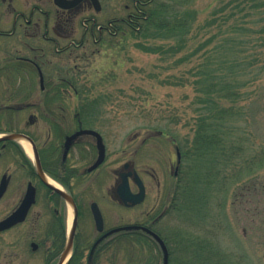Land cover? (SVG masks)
<instances>
[{
	"label": "rangeland",
	"instance_id": "rangeland-1",
	"mask_svg": "<svg viewBox=\"0 0 264 264\" xmlns=\"http://www.w3.org/2000/svg\"><path fill=\"white\" fill-rule=\"evenodd\" d=\"M245 1L187 0V15L194 24L178 53L146 52L135 45H162L164 50L175 45L174 39H157V31L150 30L152 37L147 39L139 38L142 33L124 36L118 31L116 36H104L97 47L86 44L83 57L78 49L69 58L79 70L86 99L95 101V113L84 126L101 134L112 168L119 169L131 159L142 175L144 169H154L167 179L174 152L171 141L186 153L180 165L185 173L180 174L175 196L167 198L175 207L167 209L155 226L168 242L171 264H264V8L240 11ZM100 3L99 21L106 26L114 17L126 18L133 0ZM222 4L237 12L219 27V14H211ZM208 19L211 26L198 29ZM203 71L210 75L208 82L215 84V91L225 78L232 92L226 98H212L214 107L226 110L225 146L196 159L189 154L190 147L195 148L197 119L213 115L208 111L210 103L203 111L195 103L197 90H204ZM34 83L37 86V79ZM72 111L62 113L67 124ZM29 117L34 119L32 125ZM45 121L38 111L29 110L16 121V130L23 129L39 141L45 137ZM156 131L161 136L152 138ZM236 147L241 149L228 156L229 148ZM246 159L255 162L251 174L244 173ZM152 192L142 205L127 212L108 204L112 223L144 219L145 211L161 203ZM144 249L146 254H157L156 264H161L157 245Z\"/></svg>",
	"mask_w": 264,
	"mask_h": 264
},
{
	"label": "flooded vegetation",
	"instance_id": "flooded-vegetation-1",
	"mask_svg": "<svg viewBox=\"0 0 264 264\" xmlns=\"http://www.w3.org/2000/svg\"><path fill=\"white\" fill-rule=\"evenodd\" d=\"M62 6H57L54 0H0V36L20 38L21 29L25 35L33 39L38 45L31 47L30 52L41 51L45 47L54 48L57 54L64 49H85L86 44L94 47L105 36H116L118 31L108 30L118 22H126L133 16V8L138 5L137 0L126 18L110 19L106 26H101L100 10H96L92 0H58ZM142 5L143 2H140ZM7 26V28H4ZM9 26V27H8ZM130 32L121 31V35ZM96 49V48H95ZM29 60L30 58H26ZM38 74L39 67L32 61ZM41 72V71H40ZM37 85L42 88L37 75ZM40 117L48 118V114L38 112ZM61 118L67 122L61 113ZM29 117L28 123L34 119ZM46 132L42 140L23 129L0 134H22L30 139L32 157H28L16 139L0 140V264H59L60 258L68 246L72 220V239L70 250L63 261L68 264L71 259L90 257L100 244L115 245L114 236L118 232H143L150 244L158 243L145 231L161 235L155 229L167 209L174 207L167 198L175 196L179 187L181 174V160L186 153H182L178 146L171 144L174 152L168 164V177L164 179L157 175L154 169H144L142 175L134 166L133 160H125L119 169L112 168L101 134L85 127H52L45 121ZM93 130L97 132L104 145V159L94 169L88 170L97 157L96 139L89 134L77 135L70 143L64 154V142L67 136L79 130ZM137 135H135L136 137ZM153 137L161 136L156 131ZM144 142V139L142 140ZM36 159L34 158V151ZM132 158V157H131ZM128 163L127 168L123 164ZM132 174L127 177V183L132 193H138L139 186L134 180V172L139 177L144 191L141 203L124 205L118 195L117 187L120 183L118 173ZM50 179L56 186L50 184ZM63 191L74 204L75 212L66 200L58 193ZM157 208H149L144 212V219L138 221L113 222L108 204L118 206L127 212L142 205L149 194L154 192ZM152 192V193H153ZM169 192V193H168ZM166 194V195H165ZM96 204L102 217V230L98 231L91 212V205ZM71 219L68 225V214ZM87 221L89 227L84 226ZM111 232L120 227H128ZM90 228V229H89ZM163 241V240H162ZM164 242V241H163ZM169 264V253L167 246ZM161 252V263L163 259Z\"/></svg>",
	"mask_w": 264,
	"mask_h": 264
},
{
	"label": "trees",
	"instance_id": "trees-1",
	"mask_svg": "<svg viewBox=\"0 0 264 264\" xmlns=\"http://www.w3.org/2000/svg\"><path fill=\"white\" fill-rule=\"evenodd\" d=\"M134 1L136 0H133V3ZM162 1L137 0L138 5L133 8V16L129 20L131 23L128 21L123 23L118 22L115 25L112 23L113 27H108V30L128 31L131 34L142 33L139 36L141 39L151 38L152 33L150 30H154L159 34L156 37L157 39L162 41L174 39L175 45L168 47V50H164L162 45L146 46L140 42H137L135 45L141 46L140 48L144 51H151L152 53L162 54L165 52L166 54L169 51H173L174 54L175 50H177L176 53L181 52L187 41H189L187 35L191 32L194 24V19L187 15V8L185 7L187 0ZM140 2H143V4L141 5ZM224 4L211 14V16L215 15V12L219 14L218 20H220V23L216 22L219 27L220 25H224L226 19L233 17L236 14L235 12H237H234L231 6L227 8ZM239 4L238 2L234 7L237 8ZM259 8H264V0H246L243 8L239 10L245 11L246 9ZM204 21L203 25L198 26V29L201 30L204 25L211 26L212 20L208 19ZM170 35L175 37H170ZM36 44L33 39L25 35L24 29H21L20 38L18 39L0 36V132L15 131L18 126L16 125V121L29 110L47 113L48 118L44 117V119L52 127H85L84 125L89 115L95 113L93 111L96 107L95 101H88L86 99L87 96L84 94L83 86L79 85V70L75 68L76 65H71L72 62H70L69 58L75 50L64 49L63 53L57 54L54 52V48L45 47L41 51L30 52L29 49L31 47L38 46ZM197 50H200V48ZM64 53L66 56H62ZM84 53H86V48L82 49L81 57L84 56ZM194 54L195 50L191 52V55ZM26 58H30L39 67L44 81L43 90H40L39 86L35 85L34 82L38 74L32 61L30 62ZM202 79L204 80V90H197L199 93L195 96V103L200 106L201 111H203V106L210 103L212 107L209 105L210 109L208 111L213 112V115L209 118L208 116H200L197 119L196 129L193 132L195 148L192 149L190 147L192 152L189 154L193 155L194 153L196 159H204L209 152L212 155L211 149L215 152L219 150V146H225L222 130L226 110L214 107L216 102L212 101V98L216 100V98L222 97V95L226 98V94L232 92L231 85L225 78L222 80L220 84L221 89L218 92L215 91V84L208 82L212 79L204 71ZM214 92L217 94L215 95ZM72 100L74 103L69 105L68 103ZM69 109L73 110L71 115L73 119L67 124L61 118V113L70 111ZM240 149V147L229 148L232 152L228 151L227 155L236 154V151ZM226 159L230 158L226 156ZM182 160L181 165L183 164ZM254 167L255 162L253 159H246L243 166L244 173L251 174ZM181 170V174L185 173L183 167ZM113 238L115 245L100 244L90 257L71 259L68 264L157 263V254H152L151 251L149 254H146L144 251L146 246L155 248V244L148 243L146 240L149 238L143 232H118ZM161 238L167 246L169 264H171V252L168 248V242L165 238Z\"/></svg>",
	"mask_w": 264,
	"mask_h": 264
},
{
	"label": "water",
	"instance_id": "water-1",
	"mask_svg": "<svg viewBox=\"0 0 264 264\" xmlns=\"http://www.w3.org/2000/svg\"><path fill=\"white\" fill-rule=\"evenodd\" d=\"M54 1H55V4L57 6H62V4L58 0H54ZM92 2H93L94 8L96 10H98L99 9L98 1L92 0ZM38 77H39V81H40V87L42 88V74L39 70H38ZM81 134H89V135L94 136L96 139L97 157H96L95 161L93 162V164L88 168V170L90 171V170L96 168L104 159V145L102 143V139H101L100 135L97 132H95L93 130H87L86 129V130H79V131L75 132L74 134L67 136L65 138V142H64V148H65L64 154L66 153V150L68 149L71 141L77 135H81ZM19 138H23V139L27 140L32 145L30 139H28L25 135H22V134H14L13 133V134H3L2 136H0V140H3V139H5V140L6 139H16L17 140ZM32 148L34 151V158L37 161L34 147H32ZM37 163H38V161H37ZM127 166H128V163L123 164V168H127ZM131 174H132L131 172H128V173H121L120 172V173H118V176L120 178V183L117 187V191H118V195L120 197V200L124 205L134 206V205H137V204L142 202L143 197H144V191H143L139 177L136 174V172H134L133 174H134V180L137 183V185L139 186V191H138V193H132L130 191V189L128 187V183H127V177L130 176ZM58 193L66 200V202L71 206V208L75 212L74 204H73L71 198L69 196H67L61 190H58ZM91 212L93 215V219L95 222L96 229L98 231H101L102 230V217H101V214H100L98 207L94 203L91 205ZM73 225H74V220H72V224H71L70 234H69V238H68V240H69L68 246L66 247L65 251L62 254L60 261H59V264H63V261L66 258L67 254L70 250ZM125 228H132V227L131 226L123 227V228L120 227V228L112 230L111 232L118 231V230L125 229ZM145 231L158 243V245L162 251V254H163L162 264H167L168 254H167V250H166V247H165L162 239H160V237H158L155 233L149 231L148 229H145Z\"/></svg>",
	"mask_w": 264,
	"mask_h": 264
},
{
	"label": "bare ground",
	"instance_id": "bare-ground-1",
	"mask_svg": "<svg viewBox=\"0 0 264 264\" xmlns=\"http://www.w3.org/2000/svg\"><path fill=\"white\" fill-rule=\"evenodd\" d=\"M18 143L20 144V146L22 147L23 151L26 153V155L28 157H32L31 155V150H30V144L27 140L23 139V138H19L17 139ZM48 182L54 186H56L50 179H47ZM70 219H71V211L69 210V214H68V225L70 223Z\"/></svg>",
	"mask_w": 264,
	"mask_h": 264
}]
</instances>
